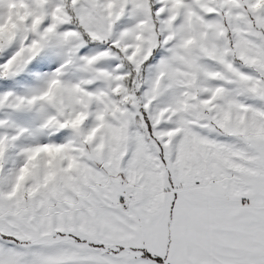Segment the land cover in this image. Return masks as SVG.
<instances>
[{
	"label": "snow or ice",
	"instance_id": "obj_1",
	"mask_svg": "<svg viewBox=\"0 0 264 264\" xmlns=\"http://www.w3.org/2000/svg\"><path fill=\"white\" fill-rule=\"evenodd\" d=\"M0 264H264V0H0Z\"/></svg>",
	"mask_w": 264,
	"mask_h": 264
}]
</instances>
